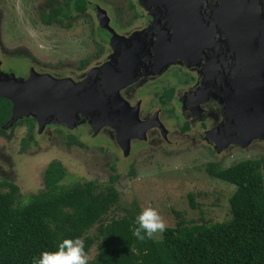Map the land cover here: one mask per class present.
Instances as JSON below:
<instances>
[{
	"label": "rangeland",
	"instance_id": "1",
	"mask_svg": "<svg viewBox=\"0 0 264 264\" xmlns=\"http://www.w3.org/2000/svg\"><path fill=\"white\" fill-rule=\"evenodd\" d=\"M133 1L105 0L110 2V13L116 17L115 21L121 22L118 28L122 30H130L141 22L131 17ZM66 2L0 0V79L23 81L16 74L20 70L25 71L24 68L28 71L29 64L40 68H36L37 70L52 71L54 68H48L49 64L62 61L66 63L63 73H68L67 70H73L79 60H95L91 53L98 50L107 34L102 28L95 26L94 19V27L82 14L69 18L58 16L59 24H43L49 6L66 7L72 1ZM38 55L37 61L34 56ZM23 59L28 60L26 67H21ZM146 100L145 97L143 101ZM167 112L165 118L169 122L166 124L169 128L174 121ZM26 118L35 121L32 115L18 117L0 131V180L6 183L1 191L7 192L8 185L16 186L14 204H22L30 196L46 191L43 180L45 169L50 164H57L64 172L59 185L92 181L96 190H105L108 186L115 189L118 200L102 216L103 223L124 215L134 204L140 211L146 206L155 208L167 227H173L177 221H184L186 224L225 221L230 218L227 200L234 185L208 176L205 172L206 164L218 162L221 166H227L242 159L264 156V140L261 139H255L244 147L231 144L233 147L227 150L216 151L215 148H194L187 143L185 137H178L176 134L161 149L151 143L150 146L138 145L133 149L130 146L124 154L123 150L120 151L102 136L93 135L84 126L69 127L66 131L59 128L61 135L58 136L57 132H53L52 126H47L43 131L37 125L32 129L33 139L26 142L30 131L29 126L24 125L27 123ZM32 124L35 125L33 122ZM36 128L37 132H34ZM68 134L74 137L78 146H65ZM114 175L117 179L112 182L109 179ZM262 177L264 190V170ZM188 193L193 196L194 208L189 206ZM96 227L97 223L87 232L90 236H96L85 251L89 260L96 255L100 243ZM160 237L158 235L154 240L158 241Z\"/></svg>",
	"mask_w": 264,
	"mask_h": 264
},
{
	"label": "flooded vegetation",
	"instance_id": "2",
	"mask_svg": "<svg viewBox=\"0 0 264 264\" xmlns=\"http://www.w3.org/2000/svg\"><path fill=\"white\" fill-rule=\"evenodd\" d=\"M66 1L64 0V2ZM71 1V4H67V8L64 5L49 6L46 11V20L51 13L55 16L49 23L45 20L43 24L47 26H50L48 24L51 23L59 24L58 16L69 18L72 15L79 16L82 14L87 17L90 25L93 26L94 22L92 19H94L95 26L102 28L107 34L106 39L101 38L103 42L99 44L98 50L91 53L92 58H95V60L92 61L90 58L79 60L73 70L70 69L67 70L68 73H63L66 63L62 61L49 64L48 68H54L56 70L54 72V70L51 71L49 69H47L49 71L37 70L40 68L28 65V60L23 59L21 62H24V64L21 67L28 65L29 69L26 71V68H24L25 71L20 70L21 72H17L16 75L24 80L28 79L30 75L33 77L38 74L49 75L56 79H71L74 82H81L87 77L89 72H92L91 82L94 83L95 87L100 86V81L103 80L102 78H104L106 71L110 72V74L124 71L121 80L133 78L130 82L118 87L116 92H102L103 96L108 94L109 101L115 102V104L109 103L110 108L108 109L109 112L113 113L109 116L112 126L99 124L102 122L98 120L96 115L94 116V110H98L95 108L84 109V113L81 111L77 112L78 119L71 128L87 127L93 135L102 136L107 142L122 151L119 143L124 141V135L128 132L127 129H131L129 120L135 111L138 120L145 124H135L133 134L128 139L127 150H129L130 146L133 149V147L136 148L138 145L150 146L151 143L155 144L157 149H161L162 146L165 147L169 143L168 140L173 134L178 137H185L189 145L200 150H210V148L212 149L219 145L222 147L225 144L229 129L226 99L231 93V87L227 88L226 85V83H229L226 76H228L230 68L236 62V59L233 56L231 57V53L227 49H229L231 42L234 43V41L241 38L236 33H232L233 30L231 27L229 28L228 24L234 14H239L241 10L249 17H254L257 13L258 1L232 0L230 6L233 16L231 20L225 18L219 20L217 17H213L212 6H218L220 0H176V2L134 0L133 3L131 2L134 4V9H131V12L133 11L131 17L139 19L141 22L137 27L130 30L129 28L125 30L118 28L121 22L115 21L116 17L110 13V2H105V0L101 2L99 0ZM203 2H205L204 5ZM198 3H201V5L197 10ZM78 5L83 8L81 9V6L79 7ZM194 5L196 12H191V15L188 16L189 6L194 10ZM226 14L229 16L228 13ZM153 16L158 27L161 24L162 26L153 35L145 37L142 35L144 34L143 30L148 27ZM178 16H188L189 19L191 17L190 23L192 22L191 24H193V21L194 23L197 22L201 28L191 29L190 36L184 34L177 38L173 34L174 28L168 27V24L174 25L177 23ZM218 17L220 18V16ZM102 18L104 21L101 22H105L104 28L100 26V19ZM234 22L236 21L234 20ZM221 23L230 33L227 34L225 32L226 29L221 26ZM162 27L165 28L164 32H161ZM116 34L123 36L122 46L125 56L140 54L139 50L136 51L134 49L132 39L139 42L141 40L144 41L148 50L142 51L140 59L137 60L138 63L127 62L124 66L123 62H117L118 51L120 50L117 46H120L119 42L121 40L116 37ZM112 35L114 36L112 37ZM157 39L160 41L166 39L170 42L173 40V45L174 41L182 42H180L179 48L171 46L167 51L156 56L152 48ZM34 58L38 61L39 55L34 56ZM0 62L2 61L0 60ZM83 73H85L84 76ZM109 87L112 89L113 84ZM115 94L121 100L115 101ZM145 97L147 100L143 101ZM153 104H155L154 107ZM91 111L93 112L90 113ZM166 111H168V116L171 114L169 118L174 121L173 126L171 125L169 128L166 126L167 123L169 124L165 118ZM179 116L182 118L179 119ZM26 119L27 123L24 125L26 127L28 125L30 130L27 133L26 142H29L33 139L32 129L37 127L38 122L37 120ZM113 125L116 127H113ZM47 126H52L53 132H57L58 136L61 135L59 128L64 131L69 129L64 123L47 124V122L41 123L38 128L44 131ZM2 128L0 129L2 130ZM35 131L37 132V128ZM117 132L120 133L117 134ZM68 136L72 135H66V139H68ZM231 144L229 142L222 150L233 147Z\"/></svg>",
	"mask_w": 264,
	"mask_h": 264
},
{
	"label": "trees",
	"instance_id": "3",
	"mask_svg": "<svg viewBox=\"0 0 264 264\" xmlns=\"http://www.w3.org/2000/svg\"><path fill=\"white\" fill-rule=\"evenodd\" d=\"M10 114V101L0 97V128ZM77 143L68 136L64 144L69 148ZM262 170L264 156L227 166L208 162V176L234 185L227 200L230 218L211 224L177 221L158 241L132 235L140 212L136 204L103 223L102 216L118 200L115 189L96 190L92 181L59 185L64 172L57 164L45 169L46 191L30 196L26 205L14 204L17 187L8 185L7 192L1 191L6 183L0 180V264H33L42 251L56 250L65 238L83 239L87 251L96 237L87 232L96 223L100 243L89 264H264ZM116 179L114 175L109 180ZM187 199L194 208L191 193Z\"/></svg>",
	"mask_w": 264,
	"mask_h": 264
},
{
	"label": "water",
	"instance_id": "4",
	"mask_svg": "<svg viewBox=\"0 0 264 264\" xmlns=\"http://www.w3.org/2000/svg\"><path fill=\"white\" fill-rule=\"evenodd\" d=\"M149 1L155 2L156 0ZM165 1L176 2V0ZM252 1H258L257 13L254 17H249L243 10L240 12L237 10L239 14H234L232 18L233 14L230 6L232 0H220L218 6H212L213 17H217L219 20L222 18L231 20L232 18L233 21L231 20L228 26L232 28V33H236V35L241 37L234 41V43L231 40L229 49H227L231 53V57L233 56L236 59V62L230 68L228 76H226L229 81L228 84L226 83L227 88L231 87L230 96L226 99L227 124L229 125V129L225 144L222 147L220 145L215 146L216 151L224 149L229 142L239 147H244L255 139L264 140V0ZM204 4L205 2H203ZM200 5L201 3H198L197 10L200 8ZM188 10V16H190L191 12L195 11V5L194 10L190 6ZM188 16H178L177 23L174 25L168 24V27L174 28L173 34L177 38L184 34L190 36L191 29L201 28L193 20V24H191L192 22L190 23L189 21L191 17L189 19ZM245 17L246 19H244ZM151 18L152 20L148 27L143 30L144 34L142 35L145 37L153 35L162 26L161 24L158 27L154 16ZM101 21H104V19H100ZM104 23H100V26L103 28L105 27ZM221 26L225 27L222 23ZM176 27L178 28L175 29ZM225 29L227 34L230 33L226 27ZM164 31L165 28L162 27L161 32ZM116 37L121 40L119 42L120 46H117L120 49L118 51L117 62H123L124 66L127 62L138 63L137 60L140 59L142 51L148 50L143 40L139 42L132 39L134 49L136 51L139 50L140 54L125 56L122 46L123 36L116 34ZM172 41L170 42L166 39L160 41L157 39L153 44L152 50L158 56L167 51L171 46L179 48L180 42H182L174 41L173 45ZM123 72L110 74V72L106 71L104 78H102L103 80L100 81L99 87H95L94 83L91 82L92 72H89L87 77L81 82H74L71 79H56L49 75L38 74L33 77L30 75L28 79L23 81L0 79V97L7 99L11 103V114L3 127L11 122V120L31 115L37 120L38 125L48 121H58L64 123L67 127H71L78 119L77 112L81 111L84 113V109L90 110L95 108L98 110H94V116L96 115L98 120L102 122L99 124L111 125V118L109 116L113 113L108 110L110 108L109 103L115 104V102L109 101L108 94L103 96L102 92H116L118 87L133 79L127 78L121 80ZM111 84H113L112 89L109 87ZM114 98L115 101L120 99L117 94H115ZM136 123L138 125L145 124L138 120L137 114L134 111L129 120V127L131 126V129H127L128 132L124 135V141L119 143L124 154L127 152L128 139L132 136ZM113 127L116 126L113 125ZM119 133L117 132V134Z\"/></svg>",
	"mask_w": 264,
	"mask_h": 264
},
{
	"label": "clouds",
	"instance_id": "5",
	"mask_svg": "<svg viewBox=\"0 0 264 264\" xmlns=\"http://www.w3.org/2000/svg\"><path fill=\"white\" fill-rule=\"evenodd\" d=\"M25 205L27 200L23 202ZM136 227L132 235L140 241L153 240L162 235L167 224L161 214L153 207H144L135 218ZM85 252V241L81 238H65L54 251H42L34 258L33 264H89Z\"/></svg>",
	"mask_w": 264,
	"mask_h": 264
}]
</instances>
